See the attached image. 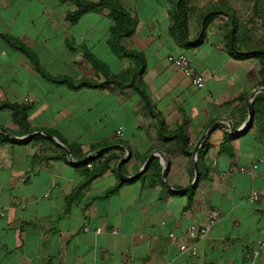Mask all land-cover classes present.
Returning <instances> with one entry per match:
<instances>
[{
	"label": "crops",
	"instance_id": "1",
	"mask_svg": "<svg viewBox=\"0 0 264 264\" xmlns=\"http://www.w3.org/2000/svg\"><path fill=\"white\" fill-rule=\"evenodd\" d=\"M115 1L134 21L119 43L140 62L107 42V9L71 22L74 0H0V33L32 49L47 72L133 79L148 101L133 87L46 80L0 37V103L26 107L22 124L0 110V264H264V129L253 118L239 133L217 127L193 159L211 124L242 128L248 102L261 115L253 108L264 94V27L253 21V32L234 1L186 0L180 23L177 0ZM178 52L202 88L168 61ZM209 207L219 219L195 254L181 251L187 226L204 222Z\"/></svg>",
	"mask_w": 264,
	"mask_h": 264
},
{
	"label": "trees",
	"instance_id": "2",
	"mask_svg": "<svg viewBox=\"0 0 264 264\" xmlns=\"http://www.w3.org/2000/svg\"><path fill=\"white\" fill-rule=\"evenodd\" d=\"M186 0H177V6L174 10L173 16L177 19L180 23L183 17V7ZM108 10V15L112 20V24L109 27V37L107 42L111 46V48L116 49L122 56L130 57L135 60V62H140L141 58L139 53L135 52L134 50L126 49L125 47L121 46L119 43V38L123 36H128L133 31L134 21L130 16V13L127 9H125L121 4H119L115 0H97L95 2L89 0H74V8L71 11H68L66 17L69 21L75 22L77 18L87 10ZM0 37L9 42L11 46L19 50L21 53L26 55L31 63L34 66L35 71H37L44 79L55 81V82H64L68 84L70 87L73 88H81V87H92V88H99V89H113L115 87L118 88H125V87H133L135 90L141 91L145 104L148 105V101L145 97L144 92L139 89L133 79L130 80L128 83L124 82V78L119 79L117 76L111 77H104L102 81H96L92 79H80L78 81H74L67 76H56L52 75L47 72L40 64L37 56L24 43H22L18 39H10L5 34L0 33ZM231 40V38H230ZM261 65H264V48L261 47ZM261 76H263V84H264V70L260 72ZM261 102V103H259ZM259 103L261 106H257L256 104ZM254 108L253 110L257 113H261V115H253V119L259 123L260 127L264 129V94H261V98L257 96L254 100ZM2 109H9L12 115L15 117L14 121L19 124H22L25 120V112L26 107L24 105H18L17 103H10V102H1L0 103V110ZM2 135V133H0ZM181 138V146H184L188 142V136L186 134L180 135ZM93 158L86 159L85 162L91 161ZM105 164V162H104ZM93 176V175H92Z\"/></svg>",
	"mask_w": 264,
	"mask_h": 264
},
{
	"label": "built area",
	"instance_id": "3",
	"mask_svg": "<svg viewBox=\"0 0 264 264\" xmlns=\"http://www.w3.org/2000/svg\"><path fill=\"white\" fill-rule=\"evenodd\" d=\"M168 61L176 67L185 77L189 79L191 84L196 88H202L204 85V78L203 76L196 72L192 64L190 63L189 58L187 55L183 52L178 53H172L167 56ZM122 127H118L116 129V134L121 135L122 134ZM87 166H90V164H87ZM256 165H252V168H255ZM239 170L244 171V167H240ZM259 198V193L257 190H252L249 195L250 201H255ZM219 210L215 208L209 207L207 209V218L202 223H191L186 228V236L191 239L190 243H180L179 249L181 251H188L192 254H195L197 251V243L198 241L204 239L209 230L210 227L219 219ZM101 228L97 227L96 231H100ZM169 236L171 238L174 237L173 233H170ZM261 244H264V240L261 242Z\"/></svg>",
	"mask_w": 264,
	"mask_h": 264
},
{
	"label": "water",
	"instance_id": "4",
	"mask_svg": "<svg viewBox=\"0 0 264 264\" xmlns=\"http://www.w3.org/2000/svg\"><path fill=\"white\" fill-rule=\"evenodd\" d=\"M259 90H261L262 92H264V88H260ZM247 111H248V120H247V123H246V125H244L240 129H237V128L233 127L229 122H227V123L215 122V123L211 124L206 129V131L201 135V137L198 139V141L196 142V144L194 146V149H193V159L195 158L196 151H197L199 145L205 140V138L208 136V134L212 130H214L215 128L220 127V126H225V127L230 128L231 131H233L234 133H239V132L244 131L247 128V126H249L252 123V118H253V115L252 114H253V112H252V103L251 102H248L247 103ZM46 135L48 136V138L54 140L53 137L50 134L46 133ZM21 139H25V137H22ZM62 147L68 153V149L65 148L64 146H62ZM150 158H151V155H149V157H148V159H147V161H146V163H145V165L143 167V171L147 167V164H148V161L150 160ZM193 166H194V169H195V178H194V180H197V178H198V170H197V164H196L195 160L193 161Z\"/></svg>",
	"mask_w": 264,
	"mask_h": 264
},
{
	"label": "rangeland",
	"instance_id": "5",
	"mask_svg": "<svg viewBox=\"0 0 264 264\" xmlns=\"http://www.w3.org/2000/svg\"><path fill=\"white\" fill-rule=\"evenodd\" d=\"M208 1L209 0H196L194 2V5L199 6L200 4H206ZM223 1H224V3H226V1L227 2L228 1H234L235 3L241 5V7L243 8V16L242 17L245 19L249 18V20L252 21L249 26H250V28L253 29V32H255V33L257 32V31H254L253 21H256V22L259 21L261 23V29L264 27L263 20H262V16H264V8H261L264 6L261 5L262 4L261 0H223ZM259 19H261V21ZM261 35H264V33ZM126 105H130V104L126 103ZM0 114L2 115L3 112H1Z\"/></svg>",
	"mask_w": 264,
	"mask_h": 264
}]
</instances>
